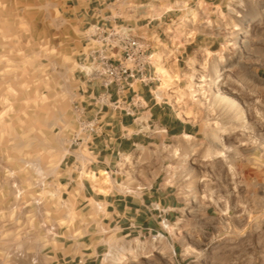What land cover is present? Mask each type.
Wrapping results in <instances>:
<instances>
[{"label": "rangeland", "instance_id": "rangeland-1", "mask_svg": "<svg viewBox=\"0 0 264 264\" xmlns=\"http://www.w3.org/2000/svg\"><path fill=\"white\" fill-rule=\"evenodd\" d=\"M231 1L217 14L215 0H0V264H56L58 229L82 215L61 176L74 162L83 34L95 8L114 2L134 12L159 81L151 92L142 88L148 106L129 120L133 130L149 124L148 137L109 152L107 191L143 192L145 201L157 192L158 224L99 228L108 244L103 263L264 264V25L247 17V2L262 9L264 0H242V23L233 27ZM199 34H221L222 44L187 45ZM150 107L153 116L144 114ZM181 120L191 136L161 131ZM81 153L85 171L90 154ZM167 196L178 211L165 209Z\"/></svg>", "mask_w": 264, "mask_h": 264}, {"label": "crops", "instance_id": "crops-1", "mask_svg": "<svg viewBox=\"0 0 264 264\" xmlns=\"http://www.w3.org/2000/svg\"><path fill=\"white\" fill-rule=\"evenodd\" d=\"M191 1V0H190ZM231 6L236 10L237 18L231 21L230 26L233 27L239 26L242 21L239 19V14L244 12L242 9L243 1L242 0H232ZM241 2V3H240ZM247 17L253 21V23H262L264 25V2L263 7L260 9L258 4L254 2H247ZM98 4H102L100 1ZM215 7L214 12L217 14H221L226 7L228 10V0H215L212 4ZM99 11L100 14H104L108 9L111 10V5H106L103 8H95ZM114 11L115 9L111 10ZM116 12L120 13L125 20H131L132 23L136 24V20L134 21L133 15L134 12L128 13L127 11H123V9L116 10ZM216 21V20H215ZM217 25L220 24V28L222 27L223 20H219L215 22ZM145 24L143 25L146 26ZM233 31V30H232ZM235 31V29H234ZM199 35H204L202 38ZM198 37L195 36L191 39L187 45H191L197 40L199 43L212 45H221L222 43L219 41L221 34H216L212 36L211 34H199ZM192 35L189 37L191 38ZM211 46V45H210ZM79 91L77 94V98L85 100L86 106V116L88 118L97 117L103 124V128L101 133L95 138L94 144L91 149L88 150L90 154V158L88 163L85 166V171L95 173L96 176H100L101 171H109L111 166V158L109 156V152L118 153L121 150H125V145H129L130 147L141 144L143 137H148L147 133L150 130V125H142L139 130H133L129 120L133 118L130 116H126L121 111L113 112L111 110H105L99 112L97 108L92 104L91 97L93 96L92 90L95 93H99L102 91L101 88H93V86L86 84L85 82H80ZM137 88L142 91L143 86L138 85ZM117 95L113 91V98L115 99ZM149 102V96L147 94L144 95ZM149 113L150 116H153L152 107L149 108L148 112L146 111L144 114ZM190 125V124H189ZM132 128V129H131ZM117 130V133L115 132ZM121 130V133L119 131ZM127 131V132H125ZM164 133L171 134V136H176L183 132L187 133L190 136L193 134V130L190 126H187L184 121L177 125L175 123H167L165 127L161 130ZM153 134V131L151 132ZM118 134V138H120L119 142H113V135ZM126 139V140H123ZM122 146V147H121ZM68 162H71L74 155H76V151L72 150L69 154ZM65 159V158H64ZM68 164V163H67ZM68 168L71 169V172L67 170H63L62 172V180H65L68 184V187L71 186L72 189L75 188L74 185L78 186L79 184H83L84 188L80 192H73V190L68 191V195H72L78 205L77 211H80L82 215L80 219L77 221L76 226H62L59 230L58 238L55 240V244H52L53 247V255H50L51 261L56 264H104V254L106 253V248L108 247L107 242H105V236L102 234L103 231H100L99 228H107V226L112 229L113 221L120 226V229H129L130 227L141 226L145 224L146 226H150L152 228L154 222L152 219L156 221L158 224V213L156 212L158 208L154 207V203L157 202V192H152L150 194L151 205H149L147 200L145 201L142 196L143 192H139L137 194H132L131 192H117V196L109 190L104 193L102 191L96 190L92 181L89 178H85L82 174V169L84 166H79L76 162L67 165ZM81 175V176H80ZM111 179V174H110ZM104 188H108L106 185ZM97 189H99L97 187ZM97 191V192H96ZM154 195V200H153ZM109 196H115L112 202L108 201ZM133 197V198H132ZM134 199V200H133ZM167 207L165 208L168 211L176 212L179 207L174 201V198L167 196ZM161 204V199L160 202ZM115 204L117 206H115ZM84 212V213H83ZM95 215L97 213L98 219H92L90 216L87 218L86 214ZM85 214V215H83ZM145 216L147 219L150 218L148 222H142L145 220ZM117 218V220H116ZM106 219H109L108 223ZM147 221V220H146ZM144 228V227H142ZM58 245V248H56ZM55 248V250H54Z\"/></svg>", "mask_w": 264, "mask_h": 264}, {"label": "built area", "instance_id": "built-area-1", "mask_svg": "<svg viewBox=\"0 0 264 264\" xmlns=\"http://www.w3.org/2000/svg\"><path fill=\"white\" fill-rule=\"evenodd\" d=\"M115 4L114 2L111 7L116 10ZM95 13L96 16L83 34L85 50L81 52L79 66L83 82L102 89L99 93L91 91L92 104L99 112L121 111L126 116L139 119L141 111L148 104L137 86L148 88L151 92L152 86L159 81L154 69L153 47L144 35L138 33L135 24L123 19L121 14H114L112 11L111 14H100L97 10ZM167 20L177 29V19ZM113 91L117 95L115 99ZM74 109L77 127L70 147L78 151V157H84L81 151L91 149L103 124L97 117L86 116L84 99L77 98ZM78 157L74 155V162L79 164Z\"/></svg>", "mask_w": 264, "mask_h": 264}, {"label": "bare ground", "instance_id": "bare-ground-1", "mask_svg": "<svg viewBox=\"0 0 264 264\" xmlns=\"http://www.w3.org/2000/svg\"><path fill=\"white\" fill-rule=\"evenodd\" d=\"M160 69L163 72V74L167 75L168 78H171L170 73L167 71V69L165 67H162L161 66ZM224 78H225L224 76L221 77V79H224ZM184 135L187 136V137L190 136L187 133H185ZM83 176L85 178H89L92 181V183H93L94 187L96 188V190L102 191L104 193L107 192V189L104 188V186L106 185L108 187L109 184L111 183L110 174H109L108 171H101L99 177L96 176L95 173L85 171V173L83 174ZM97 187L99 189H97ZM166 226H167V228H170L169 227L170 226L169 224H166Z\"/></svg>", "mask_w": 264, "mask_h": 264}]
</instances>
